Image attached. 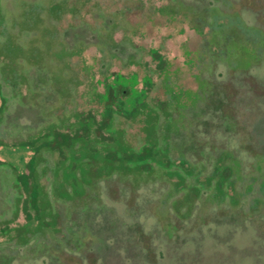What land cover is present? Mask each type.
Segmentation results:
<instances>
[{
	"label": "rangeland",
	"instance_id": "1",
	"mask_svg": "<svg viewBox=\"0 0 264 264\" xmlns=\"http://www.w3.org/2000/svg\"><path fill=\"white\" fill-rule=\"evenodd\" d=\"M144 75L154 85L138 101ZM109 82L124 111L101 142L82 128L102 118ZM59 133L79 136L30 146ZM146 143L150 170L123 159ZM32 156L51 226L4 244L12 264H264V0H0V220L12 225L25 221L14 170Z\"/></svg>",
	"mask_w": 264,
	"mask_h": 264
},
{
	"label": "trees",
	"instance_id": "2",
	"mask_svg": "<svg viewBox=\"0 0 264 264\" xmlns=\"http://www.w3.org/2000/svg\"><path fill=\"white\" fill-rule=\"evenodd\" d=\"M112 89L111 85L109 87ZM111 94V92H109ZM135 109L134 111H136ZM118 111L117 109H114L111 107V105H108L105 108L104 114L102 118L99 121H96L95 129H93L92 126V116H89L90 118L89 122H85L83 124V128L85 129V132L87 136H90L91 132H93V135H101V137H98L99 141L104 142L106 140L104 131H107L110 128V124L112 121V115L114 112ZM134 111H131V115L134 113ZM88 123V124H87ZM62 135V140H52L51 142L49 140L43 141L39 146L32 145L33 141H31V148L35 151L38 150L40 147H50L52 145V148L60 149L61 146H69L72 144V141L77 139L79 135H70L68 133H59ZM97 139V136L95 137ZM90 140V139H89ZM55 143V144H53ZM157 149L149 143H146L142 146L139 150L135 151L134 153H124L122 154L123 159L126 162L129 161H135L136 166L139 169H151V164H147V160H158V154ZM92 151H98L97 148L92 147ZM110 155V154H108ZM163 165L164 162L159 161ZM35 167H36V157L32 156L26 163V168L28 172L21 171V170H14V179L15 183L20 191L19 196V206L18 208L21 209L24 213V219L25 221L21 224L15 223L12 225L13 222H15L14 219H1L0 220V264H12L13 257L11 255L5 254L6 246L4 244H27L32 239L27 234H34L36 231L31 233L30 227H27L29 225H35L36 223H42V225L45 228H50L51 226V220L47 218L43 211V206L41 204L40 200V191L39 186L37 185L36 179H35ZM220 178V177H219ZM226 179V175L222 176L221 179L216 180L215 189L218 190L221 193H224L222 186L224 184V180ZM51 214V213H50ZM49 214V215H50ZM46 216V217H45ZM54 218L56 220L57 226L55 228V233L62 232L60 229V226L63 223V216L62 213L57 210V212L54 213ZM60 225V226H59ZM30 230V231H29ZM64 235V234H63ZM65 238V235L63 236ZM4 246V247H2ZM3 258V260H1Z\"/></svg>",
	"mask_w": 264,
	"mask_h": 264
},
{
	"label": "flooded vegetation",
	"instance_id": "3",
	"mask_svg": "<svg viewBox=\"0 0 264 264\" xmlns=\"http://www.w3.org/2000/svg\"><path fill=\"white\" fill-rule=\"evenodd\" d=\"M154 50L156 51L157 49H155V48H151V53L153 54V59H155L156 60V62H155V67L154 68H156L157 70H158V72H162L164 69H165V66H166V60H164V58L162 57V55H160V54H158L157 56L156 55H154L155 53H154ZM155 70V69H154ZM122 76H121V74H118L117 72L116 73H114V75H113V80H118V79H120ZM142 81H143V84H144V88L141 90V88L140 89H138V92L139 93H137V96H138V101H140V100H142L141 98H142V96H144L145 97V95H147L148 94V90H149V88H152V86L154 85V82H153V80H152V78H151V76H149V75H144V77L142 78ZM110 85H111V87H112V89H110L109 87H110ZM114 87H115V84H111L110 82L109 83H107L106 85H105V92L104 93H101V96L104 98V100H106V101H104V102H106L104 105H103V109H102V115H101V117L103 116V114H104V111H105V108L108 106V105H111V107H113L114 109H117L118 111H116V112H114L113 113V115H112V118L114 117V115H120L121 114V112H123L124 110H121L120 109V107L119 106H117L116 107V105H114V102H112V100L110 99L109 100V97L111 96V94H112V91H113V89H114ZM134 89L136 90V88L134 87ZM109 92H111V94H109ZM129 92V91H128ZM127 94V89L126 88H123L122 89V91H121V94H120V96H124V95H126ZM136 101H137V99H136ZM158 105V104H157ZM156 105V106H157ZM125 112H127L126 110H125ZM131 112V111H130ZM129 112V113H130ZM154 113V114H156V112H154V109H152V108H150V111L148 112H146V114H148V113ZM128 113V112H127ZM131 114V113H130ZM71 135V134H70Z\"/></svg>",
	"mask_w": 264,
	"mask_h": 264
}]
</instances>
